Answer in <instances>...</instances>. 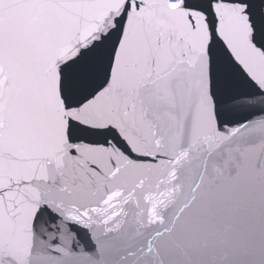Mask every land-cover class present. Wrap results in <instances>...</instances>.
Here are the masks:
<instances>
[{
  "label": "snow or ice",
  "instance_id": "obj_1",
  "mask_svg": "<svg viewBox=\"0 0 264 264\" xmlns=\"http://www.w3.org/2000/svg\"><path fill=\"white\" fill-rule=\"evenodd\" d=\"M0 264H264V0H0Z\"/></svg>",
  "mask_w": 264,
  "mask_h": 264
}]
</instances>
